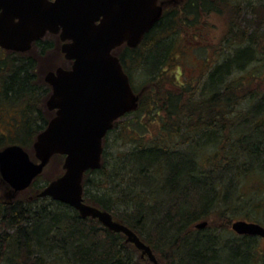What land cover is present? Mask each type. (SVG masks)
<instances>
[{
	"label": "trees",
	"instance_id": "obj_1",
	"mask_svg": "<svg viewBox=\"0 0 264 264\" xmlns=\"http://www.w3.org/2000/svg\"><path fill=\"white\" fill-rule=\"evenodd\" d=\"M177 3L180 7L175 5L172 11L163 8L161 18L136 47L123 45L113 51L133 90L136 92L142 83L159 82L167 71V65L176 56L174 50L184 19L195 24L203 13H221L225 8L233 11L235 19L223 40L224 47L219 48L227 53L209 66L202 93H194L192 89L190 94L193 93L186 98L171 92L162 97L151 96L160 125L148 142L141 134L135 137L126 132L146 129L137 120L142 115L143 97L135 111L124 115L135 116L136 120L131 119L123 126L121 120H116L103 139L100 168L84 173L83 197L85 202L110 212L113 218L131 228L150 246L159 264H264V253L255 252L254 237L238 235L229 228L209 231L208 227H194L219 195L218 182L212 178L208 181L209 168H205V163L214 167L228 164L230 168V162L237 170L235 177L241 174L245 179L254 169L249 165L263 149L259 141L264 145V139L246 130L255 128L264 137V127L262 130L257 123L264 111V93L249 87L264 73V17L261 16H264V2L257 6L250 4V0H179ZM45 39L35 41L26 52L0 48V118L9 116L7 122L0 121V129H6L0 131V149L9 144H19L25 149L32 146L53 115L45 106L51 88L37 73L38 58L33 54V48H38L41 56L46 48L57 44L56 35ZM243 74H250L247 85L239 77ZM244 99L250 105L242 111L236 105ZM181 131L186 134L182 144L191 143L196 150L201 143L198 139L208 131L211 147L223 146L224 156L216 161L206 155L201 162L189 152L173 149L177 143L174 137ZM111 133L120 141L118 146L130 141L131 147L109 157L105 141ZM249 156L248 167L240 173L238 167ZM63 158L54 154L51 159ZM115 180L119 181L116 186ZM48 182L49 179L41 180L37 176L28 189L36 193ZM106 182L113 184L111 190L117 187L120 195L114 191L106 193ZM247 184L252 187L253 183ZM262 190L253 189L250 195L245 194L251 196ZM191 191L197 192L196 201H190ZM32 198L0 202V264H153L139 252L135 257L136 252L133 253L124 235L108 230L97 219L81 218L73 207L48 197ZM45 199L61 205L60 209L41 205L39 201ZM120 204H131L132 211L116 213L115 206ZM249 217L259 221L252 215ZM101 231L104 240L97 238ZM255 255L257 258H253Z\"/></svg>",
	"mask_w": 264,
	"mask_h": 264
},
{
	"label": "water",
	"instance_id": "obj_2",
	"mask_svg": "<svg viewBox=\"0 0 264 264\" xmlns=\"http://www.w3.org/2000/svg\"><path fill=\"white\" fill-rule=\"evenodd\" d=\"M159 0H0V48L26 52L46 33L57 34L61 50L72 60L69 69L47 71L51 87L46 107L54 111L36 135L34 161L19 144L0 150V177L14 195L28 188L54 154L63 155V172L38 193L76 209L81 218L97 219L112 232L125 235L142 257L159 264L149 245L112 214L85 202L83 177L99 169L103 138L114 122L135 111L139 96L131 87L119 57L121 45L136 47L161 18ZM206 221L195 223L201 229ZM239 235L264 237V226L242 219L231 223Z\"/></svg>",
	"mask_w": 264,
	"mask_h": 264
},
{
	"label": "rangeland",
	"instance_id": "obj_3",
	"mask_svg": "<svg viewBox=\"0 0 264 264\" xmlns=\"http://www.w3.org/2000/svg\"><path fill=\"white\" fill-rule=\"evenodd\" d=\"M178 1L179 0H166L163 4V8H166L167 11H172L176 8L175 5H180L177 3ZM250 1V4H253L255 6L264 2V0ZM261 16L264 17L263 15ZM176 19L178 21H182L181 16H177ZM232 19H235L234 12L229 10L228 8L223 9L221 13H203L195 24H189V22L185 21L184 19V23L182 24V28L179 33L177 48L174 50V54L176 56L173 58V61H171L167 65V71L163 73L159 82L155 80L151 84H149V82L146 84L142 83V86H139L136 92L133 90L138 94L139 99L143 97V108L141 110L142 115L137 120L141 121L142 124L146 126V129L142 128V130H136L134 132H132L131 130H126L127 133H131L135 137H137L138 134H141L145 142H148L149 140H151V138H154L155 134L157 133V128L160 125L157 123L160 116L156 114L157 108H153L154 106L151 102V98L165 96L168 92L179 93L182 94L184 98H186L187 96H191V94L193 93L192 92L190 94L192 89L194 90V93L195 91L200 92L202 90V82L204 81V77H206L209 66L216 64V62L224 58L225 54L227 53L226 51H221V49L219 50V48L224 47L223 40L224 38H226L229 32V26L233 23ZM188 20H191V17H188ZM261 32H258V34L261 35ZM45 40H48V36ZM49 40L52 39L49 38ZM262 46L264 47V45ZM33 49L35 50L33 54L38 58V66L36 71L42 79H44V75L48 70H52L57 66H65V60L63 59L62 53L59 50V44H56L54 47L48 49L46 48L41 56H38L40 52L38 48ZM249 76L250 74L239 75V77H243L245 79L244 85H247L249 83ZM137 77H139V75H137L136 78ZM140 80L141 79L139 78L138 82H140ZM138 82L137 84H139ZM180 84L183 85L180 86ZM249 87L250 89H256L259 92L264 93V73L259 74L257 82H251ZM242 95L243 94H239V96ZM240 103L241 104H238L236 106L239 107V109L242 111L246 110L250 105V103H246L245 99L241 100ZM162 115L164 114L162 113ZM259 116L261 117L259 118L260 120L257 121V123H259V127H261V129L263 130L264 111ZM8 118L9 116L4 115L3 119L0 118V121L2 123H5L7 122ZM131 119H135V116H124L119 118V121L121 120L123 126L128 125ZM245 129H247V127ZM0 131L6 132V129H0ZM246 131L254 136H259L258 139H264L262 135L260 136L259 133L255 131V128L254 130L252 129V131L249 129H247ZM118 133L119 129L117 130L116 134ZM207 134L208 131L201 137V139H198L201 143H199L200 146H198L196 150V148L191 147V143L189 144L190 146L184 145V143L182 144V141L186 140V134L184 131H181L179 135L174 137V140L177 141V143L172 146V148L175 150H179L180 152H184L185 154L189 152V154H191L192 156H197V158L201 160V162L204 160L206 155L209 159L214 158L216 159V161H218L219 159H222V156H224L223 146L211 147V137H209ZM124 138H126L127 140V137ZM259 142L261 143V145L259 144L260 148L263 149H261L260 154L256 155L254 162L249 165L250 168L252 167V169H254L247 173L245 179L244 177L241 178V174H239L238 178L235 177V171L237 170L234 169L235 166L231 165L230 162V168L228 167V164L214 167L213 164H208V162L205 163V168H209L208 181L210 182L212 178L213 182H218L217 190L219 192V195L218 200H216L214 206L210 205L207 211L203 212L205 216L200 217L199 220L196 221V223L206 221L207 224L205 227H208L209 231H222L228 228L231 229V223L238 219L255 221L254 219H251L249 217L250 215H252L253 217L258 218V222L264 225V191L262 190L264 188V145L262 144V141ZM105 144L107 150L106 154H109V157L111 155H118L119 152L126 151L132 145L130 141H127L126 143L123 142L120 146H118L120 144V141L116 140V136L113 133L109 134L108 138H106ZM26 150L30 154L31 158L36 161L34 157L33 147H26ZM249 158L250 156L245 158L244 163L241 164L240 167H238L241 170L240 173L244 172V168L248 167ZM62 161L63 160L61 159H50L49 163L44 167L42 173L38 177H40L41 180L49 179V181L57 177L63 172ZM222 163L218 165H221ZM261 171H263V173ZM262 175L263 178H261ZM248 181H251L253 183L252 187L247 184ZM116 182L119 181L115 180L114 186H116ZM112 185H108L106 182L105 188L108 189V191L105 192L111 194L114 191L115 194L119 196L120 192L117 187L114 190L110 189L112 188ZM243 185L246 186L244 187ZM253 189H260L262 191H258L251 196H247L245 194L247 193L248 195H250L251 192H253ZM240 190H243L244 192H239ZM32 192L33 190L26 188L13 195L10 187L6 183H4V181L0 177V202L15 200L17 198L30 199L32 197H36L38 192ZM190 197L191 202L192 200L196 201L198 198L197 192L191 191ZM50 199L53 200L52 198ZM50 199H45L39 202L41 205L46 206L48 209L59 210V207H61V205L54 203L53 201L55 200L51 201ZM259 199H263L262 202L260 201V203H258ZM132 208L133 206L131 204H120L115 206L116 213L118 214L128 211L131 212ZM149 226H151V224H149ZM149 226L147 227V230L150 228ZM98 230L102 229H100L99 227ZM153 234L154 233H151V236ZM252 237H254L253 245L255 248V252L264 253V237ZM97 238H99L100 240L105 239L102 231L97 234ZM129 247L131 248L133 253L136 252L134 254L135 257L137 256V252L140 253V251L135 248L133 244H130ZM253 258H257L256 255Z\"/></svg>",
	"mask_w": 264,
	"mask_h": 264
},
{
	"label": "flooded vegetation",
	"instance_id": "obj_4",
	"mask_svg": "<svg viewBox=\"0 0 264 264\" xmlns=\"http://www.w3.org/2000/svg\"><path fill=\"white\" fill-rule=\"evenodd\" d=\"M51 35H56L57 36V44H59V50L61 51V53H62V56H63V59L65 60V66H60V67H63V68H66V69H69L70 67H71V65H72V60H69V59H66L65 58V56H64V53L62 52V50H61V45H62V41L59 39V36L57 35V34H52V33H46L42 38H44V37H50ZM39 40V39H38ZM33 45V44H32ZM125 45V44H124ZM121 46H123V45H121ZM120 47V46H119ZM118 48V47H117ZM116 49V48H115ZM114 49V50H115ZM58 67V66H57ZM56 68V67H55ZM54 68V69H55ZM54 69H52V70H54ZM48 71H50V70H48ZM50 111V110H49ZM53 114H54V111H51ZM53 116V115H52ZM51 116V117H52Z\"/></svg>",
	"mask_w": 264,
	"mask_h": 264
},
{
	"label": "bare ground",
	"instance_id": "obj_5",
	"mask_svg": "<svg viewBox=\"0 0 264 264\" xmlns=\"http://www.w3.org/2000/svg\"><path fill=\"white\" fill-rule=\"evenodd\" d=\"M116 233H118V232H116ZM124 235V234H123ZM124 237H125V235H124ZM144 242V241H143ZM145 243V242H144ZM146 244V243H145Z\"/></svg>",
	"mask_w": 264,
	"mask_h": 264
}]
</instances>
